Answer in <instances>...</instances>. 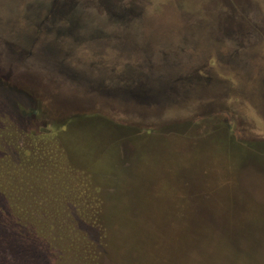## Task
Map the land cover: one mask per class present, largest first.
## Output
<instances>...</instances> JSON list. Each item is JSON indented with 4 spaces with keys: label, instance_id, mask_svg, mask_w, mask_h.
I'll use <instances>...</instances> for the list:
<instances>
[{
    "label": "rangeland",
    "instance_id": "1",
    "mask_svg": "<svg viewBox=\"0 0 264 264\" xmlns=\"http://www.w3.org/2000/svg\"><path fill=\"white\" fill-rule=\"evenodd\" d=\"M54 1L0 0V78L33 94L17 71L43 62L84 86L98 114L73 120L59 148L35 147L102 208L93 222L69 206L68 240L46 247L56 261L69 250L55 264H264V0H142L138 51L107 37L102 16L63 18ZM154 47L173 56L140 54ZM69 93L56 80L39 88L51 113L76 111ZM18 99L0 97V145L25 141Z\"/></svg>",
    "mask_w": 264,
    "mask_h": 264
},
{
    "label": "trees",
    "instance_id": "2",
    "mask_svg": "<svg viewBox=\"0 0 264 264\" xmlns=\"http://www.w3.org/2000/svg\"><path fill=\"white\" fill-rule=\"evenodd\" d=\"M98 1H101L107 7L105 0ZM68 2L72 1L55 0L53 4V7L55 5L54 12L62 15L63 18L67 17L62 12V7ZM109 4L110 6L116 5L113 0H110ZM123 6L124 12L119 14V21L130 24L140 20L141 12L144 9L142 0H137L134 6L128 2ZM108 8L109 14L116 15L110 7ZM121 11L122 9L115 12ZM227 23L228 19L223 18L217 28L222 31V27L226 26ZM37 62L40 64L36 65L35 62H30L31 65L19 67L17 71V74L23 73L25 76H29L32 82L30 89L34 90L33 94L0 78V97L4 96L6 98L7 96L10 100L22 98L27 101L28 105L26 110L15 107L14 113L15 119L22 124L20 127L25 141H22L21 144L18 143V148H14L16 147L15 144L4 139H2L3 142L0 145L2 150L0 153V194L3 197L0 198V204L1 199L5 200L4 205L0 206V264H55V262L70 255L69 250L62 252L61 248H58L60 256L56 261V256L46 247L59 246L68 240L69 235L67 233L69 230H73L70 225L73 218L68 211L69 206L75 208L77 214H85L86 219L93 222H96L98 218L100 219L102 209L99 210V200L95 199L98 197L96 194V197H92V194H90L92 193L91 189L87 184L75 182L74 185V183H71L74 181L73 177L71 182H67V179L62 176L69 177V175L63 174L57 169L52 170L47 166L51 165L50 161L55 163V159L42 158L41 155L39 156V149L35 148L36 145L40 147L39 140L42 137L47 141L55 140L56 146L57 142L64 141L63 137L67 138L66 134L68 135L73 120H86L98 115L95 110L84 108V104L90 100H87V93H83L85 97L77 95L80 91L78 87L81 86L69 82L66 77L56 74L54 67L43 62ZM48 79L49 81L56 80L62 90L63 85L69 89L70 98L77 103L76 111L67 112L66 109H63L66 107L63 106L61 108L56 107V112H50L49 101L39 94V88ZM13 90L24 92L29 95V98L15 96L11 92ZM34 94L36 95L34 96ZM63 98L65 99L64 95ZM64 99L61 100L63 104ZM14 104L16 106L15 102ZM105 119L110 118L105 117ZM28 139L31 141L32 146L27 145L26 141ZM229 140L244 150L254 149L253 139L251 141L243 138L238 139L231 134ZM56 147L59 148V146ZM4 148H14L20 155L17 153L16 156H13ZM16 167L18 169L15 170ZM230 182H234V179H224L220 183H222L221 185L232 184ZM58 186L60 187L58 188ZM13 191L19 192L13 194ZM11 192L13 193L10 194ZM92 200L95 201L91 204ZM96 204L97 208H95ZM13 212L16 215L14 220ZM13 221L16 223L14 224ZM26 224L35 225L30 233L28 231L30 229L26 228Z\"/></svg>",
    "mask_w": 264,
    "mask_h": 264
},
{
    "label": "water",
    "instance_id": "3",
    "mask_svg": "<svg viewBox=\"0 0 264 264\" xmlns=\"http://www.w3.org/2000/svg\"><path fill=\"white\" fill-rule=\"evenodd\" d=\"M72 2H68L64 7H62V12L66 16H73V13L75 11H80V12H85L84 14L89 16L90 20H95L96 18L94 17V14L100 15L101 17V22L100 25L102 28H104V33L107 34V37H110L111 39L118 40L120 43L126 45H133L132 48H134L133 51H138V45L140 44L142 47L143 45L141 42H143V36L140 31V26L136 25V23H124L125 21H119V14L124 12V4L129 3L130 5L134 6L137 2V0H113V2L116 5L110 6V0H105L107 3V7L104 6V4L98 0H71ZM110 7L116 15L112 16L109 14V8ZM53 9V8H51ZM55 9V5H54ZM117 9V10H116ZM121 12H115V11H120ZM185 41H187L185 39ZM184 41V42H185ZM146 42V41H145ZM153 46V45H152ZM184 47H181L180 50H183ZM168 51H160L157 49L155 50V47L153 49H146L143 48L142 51H140V54L144 55V58L146 59L147 57H150V60L155 62V56L157 53H159L162 56L163 61L168 60L171 56H167ZM174 60H177L176 56H174ZM172 61V58H171ZM68 79V78H67ZM69 82H73L68 79ZM69 84V83H68ZM78 84V83H75ZM81 86V84H79ZM85 88L84 86H82ZM81 87V88H82ZM78 91L77 95H83L84 92ZM161 88L159 92H163ZM63 90L68 91L69 89L63 85ZM133 99L130 100H137L136 94L132 95ZM135 102V101H134Z\"/></svg>",
    "mask_w": 264,
    "mask_h": 264
}]
</instances>
